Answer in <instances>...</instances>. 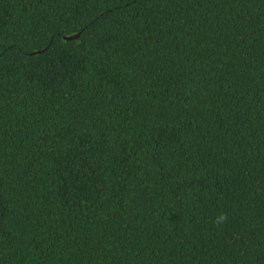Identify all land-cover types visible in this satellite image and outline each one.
I'll list each match as a JSON object with an SVG mask.
<instances>
[{
	"label": "trees",
	"instance_id": "trees-1",
	"mask_svg": "<svg viewBox=\"0 0 264 264\" xmlns=\"http://www.w3.org/2000/svg\"><path fill=\"white\" fill-rule=\"evenodd\" d=\"M0 264H264V0H0Z\"/></svg>",
	"mask_w": 264,
	"mask_h": 264
},
{
	"label": "clouds",
	"instance_id": "clouds-1",
	"mask_svg": "<svg viewBox=\"0 0 264 264\" xmlns=\"http://www.w3.org/2000/svg\"><path fill=\"white\" fill-rule=\"evenodd\" d=\"M227 219H228L227 214H226V213H221V214H219V215L216 217L214 223H216V224L219 226V225L223 224L224 222H226Z\"/></svg>",
	"mask_w": 264,
	"mask_h": 264
},
{
	"label": "water",
	"instance_id": "water-1",
	"mask_svg": "<svg viewBox=\"0 0 264 264\" xmlns=\"http://www.w3.org/2000/svg\"><path fill=\"white\" fill-rule=\"evenodd\" d=\"M78 37H79V35H75V36L66 37L65 39H66L67 41H72V40H76V39H78Z\"/></svg>",
	"mask_w": 264,
	"mask_h": 264
}]
</instances>
